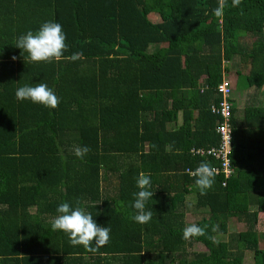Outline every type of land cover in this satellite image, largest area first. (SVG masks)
<instances>
[{
  "label": "trees",
  "instance_id": "obj_1",
  "mask_svg": "<svg viewBox=\"0 0 264 264\" xmlns=\"http://www.w3.org/2000/svg\"><path fill=\"white\" fill-rule=\"evenodd\" d=\"M231 4L217 18L218 0H0V264H243L245 252L264 264L256 242L215 238L234 221L252 233L264 214L262 102L238 109L230 100L231 177L218 172L201 195L188 174L201 161L220 168L194 151L219 145L211 106L228 64L264 93V0ZM48 21L63 26L65 59L25 61L18 37ZM40 82L58 108L16 98ZM141 172L154 193L148 224L131 219ZM189 195L195 224L217 230L185 241ZM62 202L109 227L108 244L88 252L53 231ZM192 243L205 251H189Z\"/></svg>",
  "mask_w": 264,
  "mask_h": 264
},
{
  "label": "clouds",
  "instance_id": "obj_2",
  "mask_svg": "<svg viewBox=\"0 0 264 264\" xmlns=\"http://www.w3.org/2000/svg\"><path fill=\"white\" fill-rule=\"evenodd\" d=\"M241 3L242 0H232L231 6L239 7ZM226 7H228V0H218V6L212 10L214 16L222 18ZM241 14H243V9H241ZM15 47L22 50L21 55L25 61L27 59L35 63H52L65 59V52L68 51L69 46L63 26L58 22L48 21L44 22L38 31L30 30L26 34L20 35ZM25 52L28 54L27 57L24 55ZM80 55V53H73L70 58L75 61ZM12 59L16 60L17 57L13 56ZM15 95L20 101L30 100L46 108L56 109L60 104V98L54 90L43 82L37 83L35 86L19 87ZM89 151L87 146L76 147L75 155L83 158ZM188 174L195 178V184L201 195H206L215 183L216 170L207 161H201L194 171L188 170ZM137 187L140 190L134 193L135 200L132 205L136 213L131 219L139 224H148L153 213L146 211L145 206L146 202L154 196V193L148 190L151 188L150 176L141 172L137 179ZM57 213L58 215L51 221L52 230L64 232L69 237L71 245H82L86 251L95 253L110 241L111 229L107 226H100L91 213H87L84 209L73 208L68 202H62L57 208ZM207 228V225L201 227L195 223L188 224L183 229L182 238L189 241L194 237L206 236ZM216 230L217 227L213 226L212 231ZM207 238L215 242L214 237L208 236ZM93 243L96 247H93Z\"/></svg>",
  "mask_w": 264,
  "mask_h": 264
},
{
  "label": "rangeland",
  "instance_id": "obj_3",
  "mask_svg": "<svg viewBox=\"0 0 264 264\" xmlns=\"http://www.w3.org/2000/svg\"><path fill=\"white\" fill-rule=\"evenodd\" d=\"M152 22H157L158 17L156 15H149L148 17ZM243 44H248L253 41L250 37H245L241 40ZM236 61V60H235ZM229 71L226 73V79H228L232 84V95L231 100H234L238 109H242L245 105L253 103V102H262L264 106V93L260 94V91H256L254 88H249L246 84V80L244 75H237L236 70L238 69L233 63H229ZM180 121V117H179ZM253 178V176L251 177ZM187 207L185 211L184 221L185 223L192 224L195 223L196 220L200 219V215L195 212V207L193 205L194 198L189 195L187 197ZM234 221V220H233ZM208 226L206 232L212 231V226L210 223H206ZM203 225V226H205ZM201 226V227H203ZM236 237L239 240L247 241V242H256L260 248L264 249V214L259 215V222L256 227V230L252 233H248L245 230L243 225L237 224L234 222L230 223L229 230L227 235L224 236H215L216 239L220 240H229L230 236ZM189 251L191 252H203L205 248L199 243H192L189 247ZM243 264H253V256L251 252H245V258Z\"/></svg>",
  "mask_w": 264,
  "mask_h": 264
},
{
  "label": "built area",
  "instance_id": "obj_4",
  "mask_svg": "<svg viewBox=\"0 0 264 264\" xmlns=\"http://www.w3.org/2000/svg\"><path fill=\"white\" fill-rule=\"evenodd\" d=\"M232 91L230 81L223 78L216 87V93L220 96L221 101L218 106H211V112L219 116V120L216 124V133L220 136L219 145L217 147H211L208 150H193L195 154L200 156L218 158L220 161V168H215L216 174L222 172L225 178L231 177L234 173V169L230 162L232 142V112L230 100Z\"/></svg>",
  "mask_w": 264,
  "mask_h": 264
},
{
  "label": "crops",
  "instance_id": "obj_5",
  "mask_svg": "<svg viewBox=\"0 0 264 264\" xmlns=\"http://www.w3.org/2000/svg\"><path fill=\"white\" fill-rule=\"evenodd\" d=\"M223 78L226 79V74L224 75ZM231 85H232V84H231ZM180 124H181V120H180V121L178 120V127L180 126Z\"/></svg>",
  "mask_w": 264,
  "mask_h": 264
}]
</instances>
